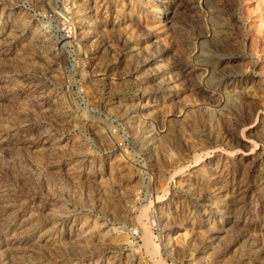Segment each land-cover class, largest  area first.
I'll use <instances>...</instances> for the list:
<instances>
[{
	"label": "rangeland",
	"instance_id": "obj_1",
	"mask_svg": "<svg viewBox=\"0 0 264 264\" xmlns=\"http://www.w3.org/2000/svg\"><path fill=\"white\" fill-rule=\"evenodd\" d=\"M0 264H264V0H0Z\"/></svg>",
	"mask_w": 264,
	"mask_h": 264
},
{
	"label": "built area",
	"instance_id": "obj_2",
	"mask_svg": "<svg viewBox=\"0 0 264 264\" xmlns=\"http://www.w3.org/2000/svg\"><path fill=\"white\" fill-rule=\"evenodd\" d=\"M59 16L62 18V24L65 26L64 31L66 32V36L68 38H70L71 34H70V32H68V30H69L68 27L70 26V20L68 18L64 17V16H61V15H59ZM140 238H141V234H140L138 229L130 230V232H129V240H130L131 244L136 246V244L139 243Z\"/></svg>",
	"mask_w": 264,
	"mask_h": 264
},
{
	"label": "bare ground",
	"instance_id": "obj_3",
	"mask_svg": "<svg viewBox=\"0 0 264 264\" xmlns=\"http://www.w3.org/2000/svg\"><path fill=\"white\" fill-rule=\"evenodd\" d=\"M150 136H152V135H150Z\"/></svg>",
	"mask_w": 264,
	"mask_h": 264
}]
</instances>
